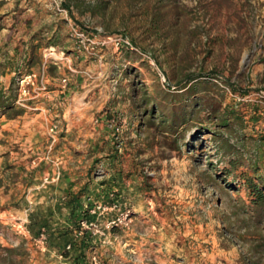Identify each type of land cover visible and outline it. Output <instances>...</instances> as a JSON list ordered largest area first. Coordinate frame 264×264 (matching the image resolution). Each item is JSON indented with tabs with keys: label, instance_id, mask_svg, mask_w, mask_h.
Here are the masks:
<instances>
[{
	"label": "rangeland",
	"instance_id": "obj_1",
	"mask_svg": "<svg viewBox=\"0 0 264 264\" xmlns=\"http://www.w3.org/2000/svg\"><path fill=\"white\" fill-rule=\"evenodd\" d=\"M62 1L0 0V91L16 98L0 115V248L14 249L0 264H69L31 213L61 218L69 193L108 179L104 136L136 170L120 199L82 197L87 264H221L222 248L264 264V209H243L223 171L235 156L264 174L249 138L264 135V0ZM228 106L244 125L216 129Z\"/></svg>",
	"mask_w": 264,
	"mask_h": 264
},
{
	"label": "trees",
	"instance_id": "obj_2",
	"mask_svg": "<svg viewBox=\"0 0 264 264\" xmlns=\"http://www.w3.org/2000/svg\"><path fill=\"white\" fill-rule=\"evenodd\" d=\"M62 5L64 8L70 11L72 0H63ZM191 82L192 80H190L189 83ZM184 88H188V86ZM15 100L16 98L14 95L12 94L5 95L3 91H0V115L1 114L4 115L7 113L8 110L14 108ZM233 105L235 106V104ZM234 106H228L226 108L225 110L226 113H224V115L218 119L219 121L216 124V129L223 128L227 130L233 125L234 122L235 123L238 122V124H240L241 126L244 125V123L242 122V117L238 114V111L235 109ZM257 108L258 107L255 106L252 109L253 112L250 115L252 121H256L259 119ZM215 132L216 131L207 130V133L211 134L212 136L216 135ZM249 138H251L256 145L257 142L264 140V135L261 134L257 138L253 135H250ZM222 147H224L226 152L230 154H235L238 152L237 149L235 150L236 146L230 145L229 141L226 139L221 141L220 145L217 147V150L221 149ZM106 159L108 163V169L113 171L115 169V163L121 162L120 153L118 149L113 148L111 153L107 155ZM132 162H134V165L137 164L135 160H132ZM226 165L227 167L223 169V171H225L224 174L226 176V182H225L227 184L226 187L236 192V195L238 196L237 198L242 204L243 209H248L252 212V214L258 216L260 210L264 209V174L262 172V169L258 161L254 158L244 162L243 159H239L238 157L236 158L235 156L234 157L232 156V157H228V161ZM135 170L136 169L134 168L132 172H135ZM132 172L126 171L124 173L122 169H120L119 171L120 176H123L125 174L131 175L133 174ZM135 175L136 174L134 173V176ZM143 177L146 178V176L144 175ZM116 180H117V175L115 173H110L109 179L106 181H101L100 184H105L107 181L110 183ZM141 183H139V185H141ZM120 188H121V183H120ZM85 194H86L85 189H82L74 197L69 199L65 205H63L67 209L65 217L68 224L59 229L58 227L54 229L53 227H51V223L45 220V217H43L41 211H39L40 207H38L37 210L31 213L32 219H30L31 224H33L32 227L34 228V226H37L38 228L37 230L31 229V232L34 235L38 236V234H40L38 230L43 228L44 232H46L47 234L49 233V231L58 230V234L62 236L67 234L69 231L79 229V225H77L76 222L81 221L83 219V216H86L85 212L87 209H84L83 201H81L82 197L85 196ZM86 197L89 198V194H87ZM89 204L90 203H88L87 205ZM62 209L63 207H59L58 208L59 212H61ZM84 218L85 220H88L87 217ZM70 247L71 245H69V248ZM0 250H2L6 255V257H0V262H1L6 260L8 258V255L11 254L14 249L8 247H1ZM66 250L67 249H64L62 252L66 256H69L68 252L70 251H66Z\"/></svg>",
	"mask_w": 264,
	"mask_h": 264
},
{
	"label": "crops",
	"instance_id": "obj_3",
	"mask_svg": "<svg viewBox=\"0 0 264 264\" xmlns=\"http://www.w3.org/2000/svg\"><path fill=\"white\" fill-rule=\"evenodd\" d=\"M100 142L101 143L105 142V146L108 149H110V151L106 153V157H107V155H109V153H111L113 149L112 143L105 136L102 137V140ZM119 171H120V163L116 162L115 169L113 171L108 169V172H109L108 176H110V173H115L117 175L116 181H112L110 183L107 181L105 184L98 185L99 187L97 186L94 187L93 185L91 186L85 185V186L80 187L78 192L81 191L82 189H85V192L88 193L89 195L95 194L103 198L106 195V191H111L113 192L112 195H113L114 200L120 199V173ZM77 193L76 192H74L73 194L69 193V196L61 204L65 205L67 201L71 199L72 197H74ZM81 201H83V198L81 199ZM59 207L60 206H57V208ZM39 211H41L43 217H45V220L51 223V227H53V229L56 227H58L59 229L68 224L65 216L61 218H57V219H51V217L53 218V215L55 216V205L54 204H50L46 208L40 207ZM72 232L73 231H69L67 234L60 236L58 234V230L49 231L48 240L46 242V248H48V250L50 251L59 253L61 250L63 251L64 248L69 245V242H73L72 251L69 253V256H68L70 259L69 264H87L88 255L86 252V245H85L86 241L84 240L85 236L77 237L78 235ZM32 235L35 236L34 234ZM90 239L92 240L93 238L90 237ZM75 241L77 242L75 243ZM216 259L220 260L219 263L221 264H244L242 259L239 256L238 251L235 248H232V250L231 248L219 249L218 253H216Z\"/></svg>",
	"mask_w": 264,
	"mask_h": 264
},
{
	"label": "built area",
	"instance_id": "obj_4",
	"mask_svg": "<svg viewBox=\"0 0 264 264\" xmlns=\"http://www.w3.org/2000/svg\"><path fill=\"white\" fill-rule=\"evenodd\" d=\"M73 32H74V35L81 41L83 42L85 40V36H84V33L82 31H78L76 29H73ZM126 44H129L128 41L126 40H123ZM35 78V74L32 73V74H28L26 75L24 78H22L20 80V85H19V91L21 93H26L27 92V85L28 84H31L33 79ZM56 132V125H51L49 127V133L51 135V137H54V134ZM40 239H45V235L44 233H40ZM67 248H69V245L67 246Z\"/></svg>",
	"mask_w": 264,
	"mask_h": 264
}]
</instances>
